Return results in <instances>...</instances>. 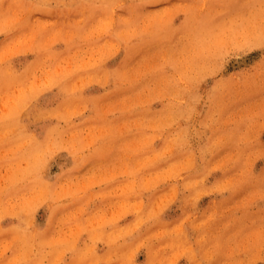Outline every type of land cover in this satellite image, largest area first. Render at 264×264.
Masks as SVG:
<instances>
[{"label": "rangeland", "instance_id": "1", "mask_svg": "<svg viewBox=\"0 0 264 264\" xmlns=\"http://www.w3.org/2000/svg\"><path fill=\"white\" fill-rule=\"evenodd\" d=\"M0 264H264V0H0Z\"/></svg>", "mask_w": 264, "mask_h": 264}, {"label": "bare ground", "instance_id": "2", "mask_svg": "<svg viewBox=\"0 0 264 264\" xmlns=\"http://www.w3.org/2000/svg\"><path fill=\"white\" fill-rule=\"evenodd\" d=\"M209 52V51H208Z\"/></svg>", "mask_w": 264, "mask_h": 264}]
</instances>
